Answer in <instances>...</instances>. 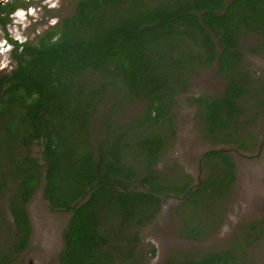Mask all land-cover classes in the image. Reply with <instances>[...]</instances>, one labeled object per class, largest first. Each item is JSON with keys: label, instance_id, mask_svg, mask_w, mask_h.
<instances>
[{"label": "trees", "instance_id": "1", "mask_svg": "<svg viewBox=\"0 0 264 264\" xmlns=\"http://www.w3.org/2000/svg\"><path fill=\"white\" fill-rule=\"evenodd\" d=\"M20 3L0 6L3 30ZM247 34L264 51V0H77L35 44L7 38L14 64L0 73V200L11 235L0 264L27 249V205L41 187L49 210L71 212L58 264H141L138 229L171 197L180 200V236L202 239L234 183V160L209 151L195 183L157 166L173 136L179 91L212 64L223 93L192 101L204 137L230 141L247 94L239 53ZM131 105L141 111L124 121L118 110ZM95 123L101 138L93 141ZM252 232L227 250L184 252L161 264H249L235 249L264 235V217Z\"/></svg>", "mask_w": 264, "mask_h": 264}, {"label": "rangeland", "instance_id": "2", "mask_svg": "<svg viewBox=\"0 0 264 264\" xmlns=\"http://www.w3.org/2000/svg\"><path fill=\"white\" fill-rule=\"evenodd\" d=\"M21 2L10 18L5 30L0 27V73L13 67L11 54L6 52L4 40L11 36L22 42L35 44L38 37L70 16L77 0H9ZM1 6V5H0ZM29 15V16H28ZM7 41V40H6ZM259 39L254 34L242 37L239 53L243 60V73L247 94L241 112L231 129L227 143H213L204 137L202 119L192 99L218 97L225 89V81L218 75L216 64L193 74L185 89L179 91L173 106V136L168 142L158 169L168 178L190 175L201 180L205 171L202 158L211 150L229 155L235 163V180L229 193L213 210V228L200 240H186L179 234L181 214L175 212L180 200L169 198L155 218L138 229V253L141 264H161L169 257L190 251H222L242 243L245 233L264 217V51L257 50ZM141 105L123 108L124 121L141 111ZM98 123L93 125L92 140L101 138ZM32 155L40 156V145L32 148ZM31 223L28 247L14 258L12 264H58L63 247L62 235L71 216L70 211H51L42 194V187L27 205ZM11 235V218L0 200V246ZM238 253L245 254L249 264H264V235L242 244Z\"/></svg>", "mask_w": 264, "mask_h": 264}, {"label": "clouds", "instance_id": "3", "mask_svg": "<svg viewBox=\"0 0 264 264\" xmlns=\"http://www.w3.org/2000/svg\"><path fill=\"white\" fill-rule=\"evenodd\" d=\"M20 11H27V10L26 9H21V10L17 11V13H20ZM17 13L14 14V15H11V18L17 19L18 15H19V14L17 15ZM11 39L13 40V42H16L19 45L25 43V42H22L18 37L11 36ZM4 42H5L6 46H7L6 47L7 48L6 52L11 54L12 50L14 49V43H10L8 40L7 41L4 40Z\"/></svg>", "mask_w": 264, "mask_h": 264}, {"label": "water", "instance_id": "4", "mask_svg": "<svg viewBox=\"0 0 264 264\" xmlns=\"http://www.w3.org/2000/svg\"><path fill=\"white\" fill-rule=\"evenodd\" d=\"M7 1H9V0H0V5L6 3Z\"/></svg>", "mask_w": 264, "mask_h": 264}, {"label": "flooded vegetation", "instance_id": "5", "mask_svg": "<svg viewBox=\"0 0 264 264\" xmlns=\"http://www.w3.org/2000/svg\"><path fill=\"white\" fill-rule=\"evenodd\" d=\"M10 1H7L6 3H9ZM11 2H13V1H11ZM15 2V1H14ZM6 3H4V4H2L1 6H3V5H5ZM12 15H14V13L12 14ZM10 18H11V15L9 16ZM7 40V39H6Z\"/></svg>", "mask_w": 264, "mask_h": 264}]
</instances>
